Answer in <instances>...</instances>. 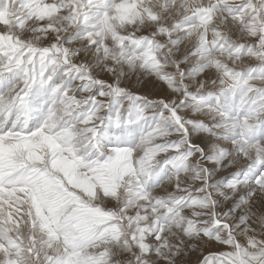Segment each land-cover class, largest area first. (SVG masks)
Segmentation results:
<instances>
[{"label":"snow or ice","instance_id":"1","mask_svg":"<svg viewBox=\"0 0 264 264\" xmlns=\"http://www.w3.org/2000/svg\"><path fill=\"white\" fill-rule=\"evenodd\" d=\"M0 264H264V0H0Z\"/></svg>","mask_w":264,"mask_h":264}]
</instances>
